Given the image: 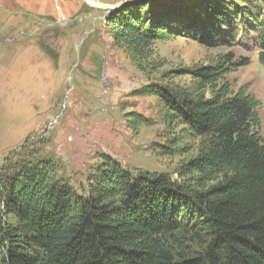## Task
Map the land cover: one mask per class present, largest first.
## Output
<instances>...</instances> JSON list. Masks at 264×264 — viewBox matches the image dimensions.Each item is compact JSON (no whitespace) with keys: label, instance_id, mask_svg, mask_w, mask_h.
<instances>
[{"label":"trees","instance_id":"16d2710c","mask_svg":"<svg viewBox=\"0 0 264 264\" xmlns=\"http://www.w3.org/2000/svg\"><path fill=\"white\" fill-rule=\"evenodd\" d=\"M248 1L148 0L108 23L115 44L143 71L157 41L181 33L219 47L239 25L254 33L264 66V0ZM249 64L229 54L181 70L195 80L193 89L144 90L201 139L179 179L136 173L107 157L78 190L48 149L50 139L27 138L0 167L1 264H264L261 103L226 79ZM181 233L204 238L203 248L181 242Z\"/></svg>","mask_w":264,"mask_h":264},{"label":"rangeland","instance_id":"374dc122","mask_svg":"<svg viewBox=\"0 0 264 264\" xmlns=\"http://www.w3.org/2000/svg\"><path fill=\"white\" fill-rule=\"evenodd\" d=\"M146 1L0 0V167L27 138L43 135L78 190L107 157L136 173L179 179L182 166L199 154L201 139L160 97L143 92L193 89L195 80L181 70L215 65L229 54L250 59L226 79L235 92L244 89L260 101L264 140V66L254 33L239 25L219 47L175 34L155 43L152 66L143 71L115 44L108 20ZM248 2L233 0L241 7ZM179 238L194 250L205 242L185 233Z\"/></svg>","mask_w":264,"mask_h":264},{"label":"crops","instance_id":"0c3cea01","mask_svg":"<svg viewBox=\"0 0 264 264\" xmlns=\"http://www.w3.org/2000/svg\"><path fill=\"white\" fill-rule=\"evenodd\" d=\"M60 15H63V14L60 13Z\"/></svg>","mask_w":264,"mask_h":264},{"label":"water","instance_id":"95a60500","mask_svg":"<svg viewBox=\"0 0 264 264\" xmlns=\"http://www.w3.org/2000/svg\"><path fill=\"white\" fill-rule=\"evenodd\" d=\"M124 6H125V5H124ZM124 6H123V7H124Z\"/></svg>","mask_w":264,"mask_h":264}]
</instances>
